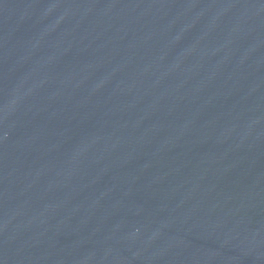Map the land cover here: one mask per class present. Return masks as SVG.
<instances>
[{"label": "water", "instance_id": "1", "mask_svg": "<svg viewBox=\"0 0 264 264\" xmlns=\"http://www.w3.org/2000/svg\"><path fill=\"white\" fill-rule=\"evenodd\" d=\"M0 264H264V0H0Z\"/></svg>", "mask_w": 264, "mask_h": 264}]
</instances>
